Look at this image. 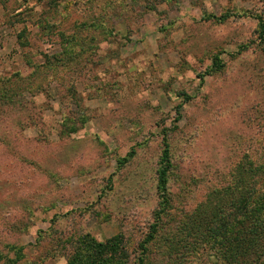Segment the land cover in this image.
Listing matches in <instances>:
<instances>
[{
	"label": "rangeland",
	"instance_id": "1",
	"mask_svg": "<svg viewBox=\"0 0 264 264\" xmlns=\"http://www.w3.org/2000/svg\"><path fill=\"white\" fill-rule=\"evenodd\" d=\"M263 22L264 0H0V264H69L86 234L135 262L162 209L164 135L158 234L262 205ZM260 211L244 228L257 254ZM160 235L167 264L177 242Z\"/></svg>",
	"mask_w": 264,
	"mask_h": 264
},
{
	"label": "trees",
	"instance_id": "2",
	"mask_svg": "<svg viewBox=\"0 0 264 264\" xmlns=\"http://www.w3.org/2000/svg\"><path fill=\"white\" fill-rule=\"evenodd\" d=\"M208 17L213 18L214 16L210 15ZM227 18L228 16L225 15L219 20L224 21ZM91 26L99 29L103 28L104 24L96 20ZM260 39L264 45V22L261 26ZM71 40L75 41L76 39L72 38ZM72 52L73 50L71 51V56L73 55ZM214 65L215 68L207 70L209 73L210 71L216 72L218 69L224 68L220 55L215 57ZM69 92H71V96L74 99L75 96L71 89ZM163 141L161 167L158 170L159 176L157 183L162 198V209L157 213L158 221L150 226L149 233L139 244V254L137 255L136 261H129L130 254L126 246L122 245L117 238L106 241L105 243H97L86 234L78 238V241H72L76 245V251L73 257L69 259V264H154V260L157 259L156 257L158 255L154 254L152 250V242H156L158 235H160L158 234L159 220L161 215L168 210L169 198L167 197V185L170 182L169 176L173 168L171 145L167 135H164ZM254 163V161H251L250 165H255ZM255 171L262 172L260 174L264 175V168L261 165L255 166ZM258 191L263 193L264 187L262 186ZM258 199L264 200V196H259ZM241 207V202H238L235 205L236 212L228 213L225 211H217L216 213L208 214L206 217L198 213L189 218L188 223L185 222L184 226H179L175 229L172 228L173 226L166 225L164 227V234L160 235L159 240H165V242L170 241L172 243L177 242L176 248H167L164 252L158 253L164 259H168L167 264H218L220 262L221 264H234L239 263V261L244 264V260H247L251 264L263 263L264 252L263 254L255 253L257 250V238H260V235L255 234L253 235L254 237H251L249 236L251 235L250 231H254L253 233L256 231L254 229L245 230L244 228L248 221L254 219L256 214L254 211L260 209L261 213L264 212H262L264 203L258 205L255 210L248 209L249 211L246 213L238 212L242 209ZM170 219L171 217L168 220ZM191 221L194 222V225H190L191 227H189L188 225ZM244 230L248 232H244ZM260 234L264 235V232ZM62 241L63 244L61 246L65 249V245L69 244L68 239H62ZM173 245L175 246V244ZM259 250L264 251V247L259 248ZM173 251H179V255H174Z\"/></svg>",
	"mask_w": 264,
	"mask_h": 264
}]
</instances>
